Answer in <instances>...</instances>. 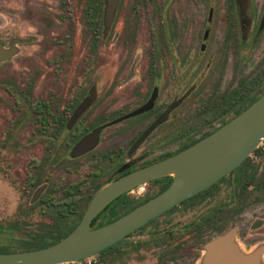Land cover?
Returning a JSON list of instances; mask_svg holds the SVG:
<instances>
[{"label": "flooded vegetation", "instance_id": "af4514ba", "mask_svg": "<svg viewBox=\"0 0 264 264\" xmlns=\"http://www.w3.org/2000/svg\"><path fill=\"white\" fill-rule=\"evenodd\" d=\"M94 1L98 13L91 25L97 62L91 77L86 66L82 79L63 80L70 66L57 64L54 53L49 83L35 93L32 107L38 141L48 142L51 152L46 162L69 178L61 194L85 201L70 232L104 183L177 154L264 93V0L258 5L254 0H164L163 32L143 33L142 23L138 28L131 21L116 32L117 63L109 79H105L101 53L106 1ZM38 72L30 80L33 93ZM145 105L147 109L130 115ZM96 129L98 141L85 151L74 152ZM169 136L179 141L175 148ZM37 174L39 182L42 169ZM172 180L163 176L132 187L110 202L91 227L116 220L164 191ZM47 185L41 182L34 195L39 191L36 201L55 209L48 200L58 190H48ZM252 203L260 208L261 216L249 220L244 233L236 227V235L248 246L264 241V139L238 167L117 243L127 240L135 253L157 250L155 264H196L201 245L232 230L234 220Z\"/></svg>", "mask_w": 264, "mask_h": 264}, {"label": "rangeland", "instance_id": "374dc122", "mask_svg": "<svg viewBox=\"0 0 264 264\" xmlns=\"http://www.w3.org/2000/svg\"><path fill=\"white\" fill-rule=\"evenodd\" d=\"M204 1L208 0H200ZM261 1L254 0L256 5ZM95 4L94 0H0V43L6 48L14 44L16 48L13 56L0 62V251L20 252L60 238L84 210V199L61 194V189L69 185V178L61 168L53 169L46 162L51 152L48 142L38 141L40 136H36L38 125L32 107L37 100L35 93L49 83L54 53H57V64L70 66V75L62 77L63 80L82 79L86 66L91 77L97 62L91 25L98 13ZM128 21L135 22L138 28L142 23L143 33L163 32L164 0L121 1L113 27L104 34L101 53L105 55V79L111 78L117 63L116 32L124 27V22L130 25ZM38 71L41 75L33 93L30 80ZM173 138L169 136V143L175 148L179 141ZM39 169L43 174L38 182ZM48 173L50 176L46 178ZM44 181L48 182V190L53 187L58 190L48 200L55 209L43 206L45 201H36L38 194L37 199H32L35 189ZM245 208L246 213L234 220L235 232L239 227V232L244 233L249 220L261 216L257 205L252 203ZM236 238L245 249L258 244L248 246L238 235ZM125 242L95 254L90 263L64 264H155L157 250L135 253Z\"/></svg>", "mask_w": 264, "mask_h": 264}, {"label": "water", "instance_id": "95a60500", "mask_svg": "<svg viewBox=\"0 0 264 264\" xmlns=\"http://www.w3.org/2000/svg\"><path fill=\"white\" fill-rule=\"evenodd\" d=\"M109 30L120 0H105ZM16 52L15 45L0 43V62ZM148 106L145 105L135 114ZM121 120L117 119L114 122ZM81 140L75 151L98 141V131ZM264 139V93L231 120L191 146L155 164L104 183L90 200L79 224L57 242L20 252H0V264H64L94 256L158 217L181 201L204 190L238 167ZM170 176L171 184L158 195L116 220L92 228V220L116 197L148 180ZM37 193L33 199L37 197ZM196 264H264V241L245 249L234 229L201 246Z\"/></svg>", "mask_w": 264, "mask_h": 264}, {"label": "trees", "instance_id": "16d2710c", "mask_svg": "<svg viewBox=\"0 0 264 264\" xmlns=\"http://www.w3.org/2000/svg\"><path fill=\"white\" fill-rule=\"evenodd\" d=\"M71 227H72V226H71ZM71 227L67 229V231H66V233H64V235H67V234L70 232ZM60 238H61V237H60ZM60 238H55V239H53L52 241H50V242H48V243H45V244H43V245L40 244V245H38V246L35 247V248H40V247H44V246L51 245V244L57 242L58 240H60ZM114 245H116V243H115ZM114 245H112V246H110V247L104 249L103 251H101V252H99V253H103V252L107 251L108 249L112 248ZM26 248H27V250H29V249H34L33 247H31V248L26 247ZM0 252H10V251H0ZM99 253H98V254H99Z\"/></svg>", "mask_w": 264, "mask_h": 264}, {"label": "built area", "instance_id": "2783aa9c", "mask_svg": "<svg viewBox=\"0 0 264 264\" xmlns=\"http://www.w3.org/2000/svg\"><path fill=\"white\" fill-rule=\"evenodd\" d=\"M92 257V256H91ZM91 257H88V258H84V259H81V260H79V261H76L77 263H80L81 261H84V262H87V263H90L91 261H90V258Z\"/></svg>", "mask_w": 264, "mask_h": 264}]
</instances>
